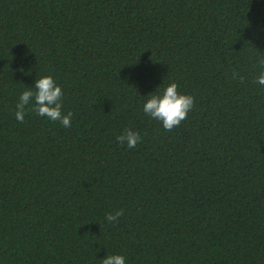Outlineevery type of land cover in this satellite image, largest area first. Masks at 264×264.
Instances as JSON below:
<instances>
[{"label": "trees", "instance_id": "16d2710c", "mask_svg": "<svg viewBox=\"0 0 264 264\" xmlns=\"http://www.w3.org/2000/svg\"><path fill=\"white\" fill-rule=\"evenodd\" d=\"M262 58L264 0H0V264H264ZM45 75L71 127L16 120ZM171 82L195 100L166 131Z\"/></svg>", "mask_w": 264, "mask_h": 264}, {"label": "clouds", "instance_id": "9594fccd", "mask_svg": "<svg viewBox=\"0 0 264 264\" xmlns=\"http://www.w3.org/2000/svg\"><path fill=\"white\" fill-rule=\"evenodd\" d=\"M260 66L264 69V58L260 60ZM243 81L244 77L238 72H233V79ZM255 83L264 86V70L257 75ZM35 91L29 89L21 93L16 104L15 118L23 123L25 119L26 107L34 100V108L38 115L47 117L51 121H59L64 127H71L73 114L68 112L66 115L62 112V88L56 83L51 75L39 77L32 87ZM143 105V111L150 118L162 123L166 131H172L179 127L187 119L188 114L194 107L195 98L191 95L182 94L178 90V84L171 82L162 91L149 94ZM139 132L126 128L124 132L117 137V140L123 145L126 144L129 149L136 147L141 140ZM124 215V210L109 212L105 220L111 224L119 220ZM101 264H126L125 257L120 254L107 255L101 260Z\"/></svg>", "mask_w": 264, "mask_h": 264}]
</instances>
